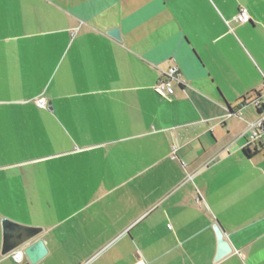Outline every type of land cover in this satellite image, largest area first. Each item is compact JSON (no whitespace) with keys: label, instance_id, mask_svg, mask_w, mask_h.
Wrapping results in <instances>:
<instances>
[{"label":"crops","instance_id":"0c3cea01","mask_svg":"<svg viewBox=\"0 0 264 264\" xmlns=\"http://www.w3.org/2000/svg\"><path fill=\"white\" fill-rule=\"evenodd\" d=\"M258 96L264 0H0V264L3 219L35 264H264Z\"/></svg>","mask_w":264,"mask_h":264},{"label":"water","instance_id":"95a60500","mask_svg":"<svg viewBox=\"0 0 264 264\" xmlns=\"http://www.w3.org/2000/svg\"><path fill=\"white\" fill-rule=\"evenodd\" d=\"M108 35L116 40H120L117 28L109 30ZM1 224L3 230L2 255L21 249L27 264H35L47 254L44 241L38 239L42 233L41 228L24 226L9 219H3ZM214 231L217 239V254L215 259L219 260L229 254L231 248L224 240L223 233L217 225L214 227Z\"/></svg>","mask_w":264,"mask_h":264},{"label":"built area","instance_id":"2783aa9c","mask_svg":"<svg viewBox=\"0 0 264 264\" xmlns=\"http://www.w3.org/2000/svg\"><path fill=\"white\" fill-rule=\"evenodd\" d=\"M234 21L240 24H246L251 21L249 13L246 8L240 7L237 14L234 17ZM187 87L186 81L183 79L180 70L176 66L168 67L166 70L161 72V76L153 86V91L155 94L160 96L166 101H171L174 93L175 87ZM252 104L258 109V118L256 121L249 125V143L259 142L264 133V101L261 97H255ZM37 106L39 108L45 107V101L43 99L37 100ZM176 147H172V158L175 157ZM170 228V226H169ZM13 260L21 264L23 261V252L20 250H14L10 253ZM141 264V263H139Z\"/></svg>","mask_w":264,"mask_h":264},{"label":"trees","instance_id":"16d2710c","mask_svg":"<svg viewBox=\"0 0 264 264\" xmlns=\"http://www.w3.org/2000/svg\"><path fill=\"white\" fill-rule=\"evenodd\" d=\"M245 152L249 155L250 154V152L248 151V149H245Z\"/></svg>","mask_w":264,"mask_h":264}]
</instances>
